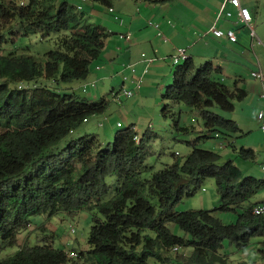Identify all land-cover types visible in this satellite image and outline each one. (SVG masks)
Listing matches in <instances>:
<instances>
[{
    "label": "trees",
    "instance_id": "16d2710c",
    "mask_svg": "<svg viewBox=\"0 0 264 264\" xmlns=\"http://www.w3.org/2000/svg\"><path fill=\"white\" fill-rule=\"evenodd\" d=\"M90 1L112 8L120 0ZM20 4L0 0V264H227L225 242L242 251L264 239V216L253 214L252 203L264 180L245 177L234 161L189 142L193 150L185 160L176 155L172 165L155 171L147 149L157 134L140 135L128 127L109 143L95 134L80 135L84 121L104 114L109 102L90 104L76 94L52 91L49 84L87 80L109 35L67 0ZM15 27L23 38L56 35L55 49L42 58L6 50ZM221 75L220 67L191 59L178 67L162 95V113L175 133H194L193 124L175 111L179 106L198 115L201 139L219 134L228 140L241 133L236 122L214 112H233L235 102L246 97ZM234 149L241 160L256 158L250 149ZM207 180L216 183L219 207L176 211ZM81 211L93 217L88 247L74 251L77 257L48 241L34 247L25 242L1 257L19 245L33 218L49 221ZM216 211L235 214V223H223ZM186 249L192 252L187 255Z\"/></svg>",
    "mask_w": 264,
    "mask_h": 264
},
{
    "label": "rangeland",
    "instance_id": "374dc122",
    "mask_svg": "<svg viewBox=\"0 0 264 264\" xmlns=\"http://www.w3.org/2000/svg\"><path fill=\"white\" fill-rule=\"evenodd\" d=\"M9 1V0H7ZM19 5L20 0H15ZM70 8L77 7V0H67ZM164 1V4L168 8L173 9V16L177 14L182 17L185 23L191 21V6H196L198 1L203 0H155ZM221 1V0H219ZM218 1V2H219ZM249 5L251 3L252 10L255 13V30L257 37H260V27H264V0H248ZM81 3V2H80ZM116 3V2H115ZM161 3H158L159 7ZM205 4V3H204ZM96 9L91 11L90 6ZM251 7V6H250ZM87 19L90 23L95 25L108 18L106 7H102L91 1L84 3ZM97 23V24H96ZM56 35H51L48 38L43 39L40 34L31 35L28 38H23V34L19 27H15L8 34V45L4 48L9 51H15L18 54L28 53L34 57H43L46 53L55 49ZM0 49V54H2ZM171 62V58H168ZM206 64V62L204 63ZM203 64V65H204ZM201 65V64H198ZM179 66L170 64V80L164 82L163 85L169 87L173 84V75L177 71ZM131 75V72H127ZM122 83V75L112 76L108 79V82L100 81L97 87L90 89L89 94L81 91L83 81L74 82L71 84H54L50 83L49 87L52 91L60 94H76L83 99L87 100L90 104L98 103L102 100L109 102V107L106 112L102 115L93 116L89 119L88 123H85L79 130L80 135L95 134L98 135L102 142L109 143L115 139V135L128 128L129 124L123 122L119 112L120 109L130 114L135 121L136 131L142 135L144 133L157 134L158 137L152 139L148 144V151L150 156L148 158V164L154 167L155 171H161L166 166L172 165L176 158L185 160L187 156L192 152L193 147L190 146L189 142H194L197 149H203L218 153L222 156L224 161L232 160L242 171L245 177H255L258 179H264V171L262 169V162H260V155L256 161H244L237 157L234 147L237 150L242 148L250 149L246 147L245 138L242 136V101L235 102V109L233 112H222L219 109H214V112L220 115L226 120L236 122L241 130L236 138H233L231 142L232 146L229 145L228 141H218L214 139H201L200 131L203 130L201 121L199 122L196 113H192L190 109L185 106L176 107V112H182L184 121H190L193 124L194 133L191 135L177 134L173 130L172 121L170 118L165 119L162 113L164 103L162 101V95L165 89H156L153 94L155 97L149 99L147 105L144 106L143 97L140 93L135 91L134 97L131 99H123L121 103H113L111 94L112 89L116 88V91H120ZM41 87V84L37 85ZM120 86V88H119ZM128 86V85H127ZM31 87V86H30ZM120 122L122 128L117 127V123ZM248 135V134H247ZM249 136H246V138ZM257 136H253L252 140L257 143ZM236 143V144H235ZM263 161V160H262ZM264 200V191L258 193L253 199L252 203ZM219 207V196L217 193V186L214 180H207L202 188L193 197L185 198L178 206L176 211H199V210H214ZM214 215L219 218L225 224L235 223L237 216L231 212L216 211ZM93 215L87 211H81L75 216H69L67 214H60L51 220H46L42 217H36L32 219V226L29 230L33 229V232H24L23 237L19 238V245L8 249L1 254V257L13 255L20 250L21 246L26 242L29 246L34 247L42 244L45 241L53 243L55 249L62 250L66 253L77 252L88 247V237L92 227ZM44 226V227H43ZM71 228L75 229V233L71 232ZM175 233L179 236H183V233L177 229ZM39 231V232H37ZM260 241V242H259ZM255 244H251L248 248L237 251L234 247H229L228 243L225 242L224 250L222 255H226L227 264H264V239L256 240ZM189 255L192 250L186 249L184 251Z\"/></svg>",
    "mask_w": 264,
    "mask_h": 264
},
{
    "label": "crops",
    "instance_id": "0c3cea01",
    "mask_svg": "<svg viewBox=\"0 0 264 264\" xmlns=\"http://www.w3.org/2000/svg\"><path fill=\"white\" fill-rule=\"evenodd\" d=\"M89 1L77 0V7L81 6L82 11H85L84 3H89ZM218 1L203 0L202 2L198 1L196 6L192 5L189 24L185 23L178 14L173 16V9L168 8L164 1H117L111 8L114 12L111 13L110 8H107L108 18L101 20L102 22L99 24L96 23L109 37L101 57L94 62L89 77L83 81L85 85L80 88L83 91L84 87L88 86L87 94H89L90 89L95 90L100 81L108 82V79L116 75H122V83L120 84L122 88L123 76H128L127 72H131V68L136 70L135 76H141L148 64L147 61L153 60L149 65L148 74L142 76L138 89L144 100L143 105L146 106L149 99L156 96L151 92H154L156 87L164 90L166 85L163 83L170 80L169 67L172 63L168 58H172L177 50L185 49L190 59L197 65H203L206 62L220 67L222 70L221 79L228 87L237 86L246 92V97L242 100V136L245 138L246 147H249L256 155L254 161L259 154L261 156L260 162H262L264 134L261 131V123L257 116L259 112H264V100L260 97L262 86L251 77V73L255 71L264 73V27L259 28L260 37L256 35L253 40L247 27L236 25L233 20H223L218 24V27L236 29L238 35L236 44L225 39L215 38L213 35L204 37L203 34L214 25L224 2V0ZM158 3H161L159 7L157 6ZM243 6L251 11L253 16L251 25L255 30V13L252 10V5L251 3L249 5L248 0H243ZM88 8L91 11L96 9L93 6ZM228 9L236 14L232 7L229 6ZM117 17L119 20L116 19ZM149 22L160 27L162 36L158 35V31L150 26ZM128 33L132 35L129 42L120 39L121 35ZM130 76L135 78L132 74ZM92 85L94 86L92 87ZM127 85L125 87L133 88V85ZM116 90V88L112 89V101L114 94L118 92ZM113 103L116 104L114 101ZM119 114L123 122L129 124V127H133L136 131L134 127L136 123L133 117L122 109H120ZM246 136H249L250 139ZM253 136H257V143L252 140ZM232 139L229 138L226 141L231 144ZM260 203H264V200L255 204ZM33 231L30 229L27 232ZM21 237L23 235L19 236V238Z\"/></svg>",
    "mask_w": 264,
    "mask_h": 264
},
{
    "label": "built area",
    "instance_id": "2783aa9c",
    "mask_svg": "<svg viewBox=\"0 0 264 264\" xmlns=\"http://www.w3.org/2000/svg\"><path fill=\"white\" fill-rule=\"evenodd\" d=\"M86 0H83L85 2ZM232 7L236 14L231 12L228 7ZM82 7L78 6L77 10L79 12L82 11ZM111 13L114 12L113 9H109ZM119 20V18H116ZM223 20H233L236 25L245 26L249 29L250 37L254 40L256 38V33L254 28L252 27L251 23L253 22V16L251 11L243 6V0H224L223 4L220 7V10L217 14L216 21L214 25L203 34L204 37L208 35H213L215 38L218 39H225L228 42L232 44H236L238 42V35L236 32V29L234 28H227V29H221L218 27V24ZM149 25L154 27L158 31V35L162 36L160 32V27L158 25H154L152 22H149ZM132 35L130 33L126 35H121L120 39L129 42L131 40ZM190 60L189 55L187 54V50L185 49H179L177 50L176 54L171 58V62L173 65H183L186 61ZM148 64L143 70V74L141 76H135L136 70L134 68H131V74L135 78H131L130 75L123 76V87L120 91H118L116 94H114L113 101L116 103H121L123 99H131L135 95V91H137L140 87V83L142 80V76L148 74L149 72V65L153 62V60H148ZM251 77L259 82L262 86V94L261 99L264 100V73L262 71H255L251 73ZM127 84L133 85V88L125 87ZM94 85H92L93 87ZM88 92V86H85L83 89V93ZM259 122L261 123V131L264 134V112H259L257 116ZM85 123L88 121L85 120ZM117 126L119 128H122L121 123H118ZM214 140L223 141L221 136L219 134L214 135ZM262 169L264 170V151H263V161H262ZM253 214L255 216H264V203L257 204L253 208ZM71 232L75 233V229L71 228ZM178 249H175L177 251ZM69 257L75 258L77 255L74 252L69 253Z\"/></svg>",
    "mask_w": 264,
    "mask_h": 264
}]
</instances>
